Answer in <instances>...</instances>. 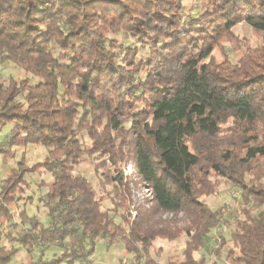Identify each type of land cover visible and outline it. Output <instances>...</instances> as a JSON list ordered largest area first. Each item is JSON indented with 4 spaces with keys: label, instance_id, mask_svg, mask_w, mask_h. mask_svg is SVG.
Listing matches in <instances>:
<instances>
[{
    "label": "trees",
    "instance_id": "trees-1",
    "mask_svg": "<svg viewBox=\"0 0 264 264\" xmlns=\"http://www.w3.org/2000/svg\"><path fill=\"white\" fill-rule=\"evenodd\" d=\"M185 1L0 0V51L21 71L0 80V136L12 126L0 152L24 149L0 180V264L22 249L20 264H83L102 239L124 244L120 264H158L151 244L183 234V260L166 264H205L197 254L222 222L207 199L221 180L241 197L217 257L231 244V264H264V46L241 49L235 33L241 24L264 33V0H200L189 14ZM236 40L242 56L218 61ZM31 146L48 158L30 166ZM85 158L98 190L77 171ZM128 165L154 205L135 219ZM39 170L51 175L38 186L48 225L14 213Z\"/></svg>",
    "mask_w": 264,
    "mask_h": 264
},
{
    "label": "rangeland",
    "instance_id": "rangeland-1",
    "mask_svg": "<svg viewBox=\"0 0 264 264\" xmlns=\"http://www.w3.org/2000/svg\"><path fill=\"white\" fill-rule=\"evenodd\" d=\"M184 13H195L202 9V5L200 4V0H187L183 3ZM236 36L239 38V42L241 43L240 47L242 49V44L248 46H264V33H259L254 31L250 26L246 24H241L235 28ZM118 38L123 45H127V40L123 34L120 36H114ZM236 41L224 42L223 46L216 50L215 56L218 61H222L225 54H228L230 58L236 61L240 56H242V52L235 53L233 48L235 47ZM239 47V43L236 44ZM4 54L0 51V80L7 81L11 76H19L20 69L7 62L4 59ZM11 125H7L1 136L0 142L3 140H7L6 134L11 129ZM24 149L21 147H15L11 149V153L4 155L0 152V180H3L7 177L12 169H15L18 163L21 161L22 154ZM48 152L42 146H31L28 149V163L30 166L36 165L38 163L43 162L46 158H48ZM77 171L79 174L87 178L95 188L98 190V177L94 171V161L85 158L81 161L80 165L77 167ZM124 176L127 178L130 183V192H131V203H130V211L133 219L137 217L138 211L140 208L150 209L154 207L151 203V194L149 189L143 184L141 178L137 173L136 167L132 165H128L123 168ZM30 182V187L28 189L27 195L31 197L28 200H22L18 203L19 210L15 208V214L17 215L19 212L25 211L29 217H36L46 225L49 223V219L47 217V210L43 203V198L48 192L47 188H39V184L42 181L49 182L51 179V175L44 170H39L36 173L29 175L27 177ZM241 197L240 190L233 185L226 183L224 180L220 181L218 192L215 196H212L207 199V203L214 211L221 212L220 219L221 222L217 232L211 234L210 240L204 246L203 250L197 254L198 258L204 257L206 263L205 264H231L230 260L227 258L228 249L231 244H228L225 248H223L221 252V256L217 257L216 250H218L221 246V239L217 242L216 237L219 234L220 238L224 237L226 239L229 238V226L227 222L233 223L235 221V213L239 207L237 200ZM256 204V203H255ZM254 204V205H255ZM253 214L256 215L259 211L254 206ZM104 208H112L109 202L104 203ZM17 212V213H16ZM123 213V212H121ZM115 222L117 224H122V219L120 216L114 215ZM182 215L180 216V218ZM164 220H171L172 216L165 215L162 217ZM19 218L16 216V221ZM182 225V224H180ZM188 237L183 234L179 239L169 242L157 240L149 247L150 256L153 258L155 262L158 264H166L169 261H180L183 260V251L186 248ZM6 242H2V246L5 245ZM36 253L39 252V248H35ZM53 254V250H49L46 252V258H51ZM25 250H21L19 254L13 259L11 264H20L25 262L28 257ZM131 258V257H130ZM127 259L124 244H111L108 239H102L98 242L97 250L94 256L90 261L84 262L83 264H120L121 261H125Z\"/></svg>",
    "mask_w": 264,
    "mask_h": 264
},
{
    "label": "built area",
    "instance_id": "built-area-1",
    "mask_svg": "<svg viewBox=\"0 0 264 264\" xmlns=\"http://www.w3.org/2000/svg\"><path fill=\"white\" fill-rule=\"evenodd\" d=\"M150 191V190H149ZM150 194H151V192H150ZM152 198V197H151ZM221 221H223V219L221 218L220 219ZM218 230H220V228L218 227L217 229H216V232L218 231ZM216 240H217V242H219L220 241V236H219V234L217 235V237H216Z\"/></svg>",
    "mask_w": 264,
    "mask_h": 264
}]
</instances>
